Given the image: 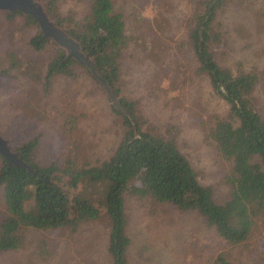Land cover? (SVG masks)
Returning a JSON list of instances; mask_svg holds the SVG:
<instances>
[{
  "label": "rangeland",
  "instance_id": "rangeland-1",
  "mask_svg": "<svg viewBox=\"0 0 264 264\" xmlns=\"http://www.w3.org/2000/svg\"><path fill=\"white\" fill-rule=\"evenodd\" d=\"M89 0H58L62 15L77 21L88 13ZM201 0H113L130 46L121 70V92L138 101L142 129L176 145L197 172L200 183L212 187L214 200L228 196L224 176L229 163L219 162L206 141L215 117H227V105L197 73L188 34ZM199 9V10H198ZM211 48L219 65L234 73L258 75L252 97L264 118V0H223L213 22ZM22 16L0 11V133L11 146L38 137L33 160L62 164L69 157L79 166L106 160L122 136L120 118L104 90L80 65L75 78L56 75L49 89L44 76L57 44L34 50L29 40L38 33ZM67 115L77 123L67 130ZM0 156V167L3 163ZM63 189L71 199L102 197V186L84 181L77 188L67 178ZM96 203V202H95ZM97 205L101 203L97 200ZM0 186V220L4 216ZM127 264H264V218L249 239L238 245L221 238L196 212L181 211L151 198L126 197ZM110 225L102 212L75 233L68 228L25 232L16 251L0 253V264H112L107 252Z\"/></svg>",
  "mask_w": 264,
  "mask_h": 264
},
{
  "label": "trees",
  "instance_id": "trees-1",
  "mask_svg": "<svg viewBox=\"0 0 264 264\" xmlns=\"http://www.w3.org/2000/svg\"><path fill=\"white\" fill-rule=\"evenodd\" d=\"M40 1L54 23L89 56L97 74L118 97L120 107L129 117L111 105L120 118L122 136L112 154L97 165L79 166L71 157L62 164L40 165L33 160L38 137L15 146L9 144L11 151L33 172L2 159L0 186L5 210L0 220V253L20 249L29 230L68 228L75 233L82 224L98 219L104 212L110 225L107 252L112 264H127L130 238L126 233V197H149L181 211L196 212L228 243L246 242L264 218V118L252 97L259 81L257 73H234L219 65L211 48L215 37L212 26L223 0L199 1L201 9L193 16L188 34L197 60V73L208 79L214 95L228 108L227 117H215L205 136L216 150L219 162L230 165L224 176L228 196L222 203L214 200L212 187L200 183L197 172L176 145L173 135L165 137L142 129L137 116L138 101L122 95L121 70L130 38L113 0H89L88 13L80 21L72 15H62L58 0ZM3 12L8 17L22 16L28 25L38 27V33L29 40L34 50L53 42L43 37L38 23L30 15ZM56 46L44 76L47 89L56 75L75 78L73 66L77 64L92 76L88 67L73 58L67 59L64 49ZM94 80L104 90L101 83ZM67 116L66 126L70 130L73 123L76 125L77 117ZM66 178L74 188L84 181L102 186V197L96 201L90 196L71 199L61 186ZM97 200L101 206L97 205ZM217 262L233 264L223 258Z\"/></svg>",
  "mask_w": 264,
  "mask_h": 264
},
{
  "label": "water",
  "instance_id": "water-1",
  "mask_svg": "<svg viewBox=\"0 0 264 264\" xmlns=\"http://www.w3.org/2000/svg\"><path fill=\"white\" fill-rule=\"evenodd\" d=\"M0 11L10 13L22 12L24 15H30L36 20L40 30L43 32V37L55 42L60 48L64 49L67 59L73 58L80 64L88 67L92 76L101 83L112 107L120 114L129 117L119 105V100L116 95L111 92V89L105 80L96 72L95 66L88 55H84L77 41L71 38L61 27L57 26L52 18L46 12L44 3L40 0H0ZM0 156L11 164L16 166L26 167L30 172L33 170L24 161L20 160L17 155L9 148V141L0 133Z\"/></svg>",
  "mask_w": 264,
  "mask_h": 264
}]
</instances>
